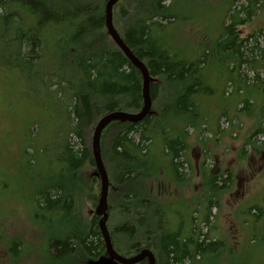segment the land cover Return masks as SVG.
<instances>
[{
    "label": "trees",
    "instance_id": "trees-1",
    "mask_svg": "<svg viewBox=\"0 0 264 264\" xmlns=\"http://www.w3.org/2000/svg\"><path fill=\"white\" fill-rule=\"evenodd\" d=\"M107 1L0 0V70L17 74L25 86V96L41 106L43 112L51 114L56 126L62 129V135L53 143L51 156L59 159L60 173L49 176L41 189L36 190L34 202L40 210L59 215L72 227L79 212L78 203L86 197L95 206L101 194V180L95 175L96 163L87 143L88 129L109 113H139L144 107L142 76L107 33ZM177 1L124 0L125 4L117 9L116 24L122 39L154 79L150 94L155 113L136 123L113 122L102 134V158L111 194L117 192L115 210L126 216L125 221L131 219L110 229L109 209L108 226L112 244L117 243L121 248L119 254L125 257L148 249L154 254L156 264L188 261L214 264L224 243L210 238L207 231L203 234V227L195 226L206 224L208 216L205 221L193 217L188 231L178 230L184 219H179L177 229L169 224V212L174 211L169 206L164 205L152 218L145 219L148 212L140 205L142 195L137 186L131 187L143 180L139 177L142 171H155L145 167L152 154L168 159L174 172L181 168L180 160L186 149L183 132L187 134V131L177 132L178 123L183 121L191 127L198 124L194 121L200 116L199 99L213 93L216 83V78L208 73L212 49L201 48L200 55L191 51L189 54L173 45V33L169 34L168 28L180 19ZM258 3V0H229L218 40L223 52L217 58L227 64L229 73L238 72L240 80L246 84L252 82L257 88L264 83V45L259 41L262 37L250 34L242 38L237 27L255 18L261 8ZM263 32L260 30L259 34ZM178 38L181 41L182 35ZM227 81L231 85L232 78ZM244 101L239 113L252 117L256 104H251L252 99ZM163 121L165 124L169 121V127L161 124ZM262 132L264 128L255 135ZM108 134L109 146L105 147ZM146 140L151 144L144 145ZM32 149V154L25 153L28 158L33 157L28 159L30 164L35 162V154L41 153V149ZM239 153L246 157L244 149ZM222 176L211 175L208 181L212 192L208 198V215L217 206L215 195L228 189L229 179L222 181ZM179 212L182 218L181 209ZM98 225V217L94 215L89 225L81 224L65 239L52 240V258L60 264L69 263L77 252L73 239L80 245L84 260L102 257L106 248ZM197 228L202 230L199 234L195 232ZM18 247L15 241L12 252Z\"/></svg>",
    "mask_w": 264,
    "mask_h": 264
},
{
    "label": "rangeland",
    "instance_id": "rangeland-1",
    "mask_svg": "<svg viewBox=\"0 0 264 264\" xmlns=\"http://www.w3.org/2000/svg\"><path fill=\"white\" fill-rule=\"evenodd\" d=\"M228 2L229 0H178L176 8L180 19L168 28V33H173L171 39L176 49L186 50L189 54L199 52V55L201 48L212 49L208 58V73L211 78H216L213 93L199 99L200 116L194 121L198 124L191 127L183 121L178 123L180 126L177 132L187 131V134H183L189 147V153L185 157L190 162V176L184 184L179 181L174 186V193L181 201L178 206L182 207L181 217L185 221L183 229L188 231L192 227V223L188 221L192 210L193 217L199 221H205L208 216L206 224H195L203 227V231L197 228L195 232L199 234L202 231L205 234L207 231L210 238L224 243L222 253L213 260L214 264H264V171L260 167L264 165L260 159L264 154V132L255 135L260 128H264V83L258 88L250 84L252 82L246 84L239 79L238 72L229 73L226 70L227 64L217 59L223 52L218 40ZM258 2V7L261 8L257 10L255 18L244 26L237 27V30L242 38L257 34L262 37L259 41L264 45V32L259 34L260 30L264 31V0ZM124 4V0H120L114 7V25L118 32L120 29L116 24V13ZM181 35L179 41L178 37ZM15 75L17 74L0 70V264H60V261L52 258L54 248H51L50 243L55 239H65L81 224L89 225L97 203L94 206L84 197L83 202L78 203L79 212L76 213L73 227L59 215L40 210L35 204L36 190L41 189L49 176L60 173L59 159L56 155L55 159L51 156L54 152L53 143L62 135V129L56 126L51 114L43 112L41 106L25 96V86L18 75ZM230 77L231 85L227 81ZM153 80L151 77L150 83ZM244 100L256 104L255 115L252 117L239 113L245 106ZM154 113L153 103L150 114ZM36 121L41 124H35ZM98 122L88 129L87 143L92 154L93 135ZM168 124L169 121L165 126ZM169 129L176 132L175 127ZM108 138L109 134L104 139L105 147L109 146ZM150 144L149 140L144 143ZM32 148L41 149V153L35 154V162L30 164L28 159L33 157L28 158L25 153L27 151L32 154ZM243 149L246 152L244 159L239 156ZM205 159L207 168L201 166ZM167 160L164 159V162ZM212 169L214 173L210 171ZM200 172L203 175L206 173L207 178L202 177ZM184 174L187 175V172H182V178ZM211 175H223L222 181L225 178L229 181L226 182L228 189L215 195L217 206L211 208V214L208 215V198L212 194L208 181L211 180ZM132 186H137L142 195L140 205L146 206L143 201L147 202L149 195L144 193L147 190L144 180L138 184L134 182ZM111 190L108 202L112 218L109 226L113 229L124 223L126 216L115 210L117 192L112 195ZM234 203L235 205H231ZM173 214L169 212V215ZM170 218L169 224L177 226L179 217ZM73 240L77 252L67 264H97V261L110 260L105 249L102 257L84 260L80 245L77 240ZM15 241L19 243V247L12 252L10 248H13ZM115 244L117 245L113 242L115 249L119 251L121 248ZM186 264H190V261Z\"/></svg>",
    "mask_w": 264,
    "mask_h": 264
},
{
    "label": "water",
    "instance_id": "water-1",
    "mask_svg": "<svg viewBox=\"0 0 264 264\" xmlns=\"http://www.w3.org/2000/svg\"><path fill=\"white\" fill-rule=\"evenodd\" d=\"M119 0H110L107 4V28L112 36L115 43L118 47L124 52V54L128 57V59L136 66L142 73L145 79V85L143 88V98H144V108L141 113L134 114L128 112H114L105 115L97 124L94 135H93V154L97 164V175L100 176L102 182L101 188V197L99 200V204L95 210V214L100 217L99 226L101 232L103 234L106 248L108 251V255L110 257L109 261L105 262H98L97 264H131L132 260H126L120 255H118L112 245L111 236L109 234L107 228V221H108V189H109V181H108V174L105 168V165L102 160V153H101V136L104 129L114 121H121V122H130L136 123L142 121L145 117H147L152 108V98L150 94V87L148 85V78H147V68L140 62L134 55L133 52L127 47L125 42L122 41L118 33L115 32V29L112 26V8ZM144 253L137 258L140 260L143 257ZM146 255L150 258L151 264H154V257L148 251ZM115 262V263H114Z\"/></svg>",
    "mask_w": 264,
    "mask_h": 264
},
{
    "label": "flooded vegetation",
    "instance_id": "flooded-vegetation-1",
    "mask_svg": "<svg viewBox=\"0 0 264 264\" xmlns=\"http://www.w3.org/2000/svg\"><path fill=\"white\" fill-rule=\"evenodd\" d=\"M189 147L186 143V149L183 150V154H182V158H181V168H178L176 171H173V168L171 166V164L169 163V160L164 162V159L162 157H159L155 154H152L151 160L149 161L148 164H146L145 167L149 169L151 168H155V171L151 172V173H147L146 170L142 171L140 173V176H142L147 190L145 191L146 195H149V200L147 202L143 201V203H146V206L143 205V208L145 211L148 212V215H145V219H149L152 218V216L156 213V210L159 208H163V206L165 205L166 207L169 206L168 208H172L174 209L173 211V215L172 216H178L179 217V210L182 207H179L178 204L181 203V201H179L174 193V189L176 187L177 184H179V181H183V184L185 182H187L188 178H189V174H190V165H189V161L188 159H186L187 154L189 153ZM192 157H194V154L191 155ZM261 156V155H260ZM157 157H159L160 159H158ZM173 157L171 156L170 159H172ZM260 158V157H259ZM258 158V160H259ZM262 160V163H264V154L261 156L260 158ZM206 160L205 159L202 163L201 166L203 168L207 167L206 164ZM251 161H253V159H250ZM261 168H263L264 171V165L260 166ZM182 169V170H181ZM187 172V175H183L182 179H179V173L180 172ZM212 173H214V170H210ZM202 177L203 172L201 173ZM252 177V176H250ZM175 186V187H174ZM242 186L239 185L238 189H240ZM243 189V188H242ZM244 189H245V185H244ZM155 190V191H154ZM169 190H172L173 192H169ZM241 192H243L241 190ZM240 192L238 191L237 194H239ZM231 205H235L231 204ZM216 207V206H215ZM156 216V215H155ZM179 219H183L180 218ZM193 220V214H192V210H191V214L190 217L188 219V221ZM131 219H127L125 222H130ZM183 223V224H182ZM179 226L180 228H178V226L176 227V229L178 228V230H183L184 228V221L182 222ZM2 239H0L1 242ZM10 250L12 251V247L10 248ZM120 251V250H119ZM118 251V253H119ZM121 255V254H120ZM158 264V262H157Z\"/></svg>",
    "mask_w": 264,
    "mask_h": 264
},
{
    "label": "bare ground",
    "instance_id": "bare-ground-1",
    "mask_svg": "<svg viewBox=\"0 0 264 264\" xmlns=\"http://www.w3.org/2000/svg\"><path fill=\"white\" fill-rule=\"evenodd\" d=\"M110 0H108L107 1V3H106V14H105V25H106V30H107V33H108V35L110 36V38L112 39V41L115 43V41L113 40V38H112V36L110 35V33H109V31H108V28H107V4H108V2H109ZM120 2V0L113 6V8H112V20H111V22H112V26H113V28L115 29V32L116 33H118V35L120 36V38L122 39V37H121V35H120V33L118 32V30L116 29V27H115V25H114V7L118 4ZM122 41L124 42V40L122 39ZM116 44V43H115ZM116 46L118 47V45L116 44ZM128 47V46H127ZM119 48V47H118ZM129 48V47H128ZM130 49V48H129ZM119 50L124 54V52L119 48ZM131 50V49H130ZM132 51V50H131ZM125 55V54H124ZM133 55L136 57V55L133 53ZM125 57L128 59V57L125 55ZM137 58V57H136ZM138 59V58H137ZM129 60V59H128ZM139 60V59H138ZM140 61V60H139ZM129 62L133 65V63L129 60ZM140 62H142V61H140ZM143 63V62H142ZM143 65L146 67V65L143 63ZM134 66V65H133ZM139 72H140V74H141V76H142V79H143V88H144V85H145V79H144V76L142 75V73H141V71L136 67V66H134ZM147 68V67H146ZM147 78H148V85H149V87H150V74H149V70H148V68H147ZM152 105H153V102H152ZM144 108V107H143ZM152 109V108H151ZM143 110V109H142ZM117 112H120V111H117ZM142 112V111H141ZM141 112H139V113H141ZM112 113H114V112H112ZM129 113V112H128ZM139 113H134V114H139ZM110 114V113H109ZM103 118V117H102ZM101 118V119H102ZM146 118V117H145ZM114 122H117V121H114ZM99 123V122H98ZM111 123H113V122H111ZM110 123V124H111ZM109 124V125H110ZM108 125V126H109ZM107 126V127H108ZM106 127V128H107ZM105 128V129H106ZM96 129V128H95ZM105 129H104V131H105ZM103 131V132H104ZM95 132V131H94ZM103 134V133H102ZM102 153V152H101ZM93 157H94V154H93ZM94 159H95V157H94ZM102 160H103V158H102ZM95 163H96V160H95ZM103 163H104V161H103ZM105 165V164H104ZM96 167H97V164H96ZM106 168V167H105ZM100 228V227H99ZM100 232H101V229H100ZM101 234H102V232H101ZM102 236H103V234H102ZM111 238V237H110ZM103 240H104V237H103ZM104 242H105V240H104ZM113 245V244H112ZM105 248H106V244H105ZM113 248H114V246H113ZM115 250V249H114ZM148 251L153 255V257H154V264H156V261H155V256H154V254L150 251V250H148V249H144V250H142L140 253H138L137 255H135V256H133V257H125V256H122V255H120L119 253H117L116 251V253L118 254V255H120L121 257H123L124 259H126V260H132V263L131 264H140L141 262H143V261H145V260H147L148 261V264H151V262H150V258L146 255V253H148ZM106 252H107V254H108V251H107V248H106ZM144 253V255H143V257L140 259V260H137V258L138 257H140L142 254ZM109 256V255H108Z\"/></svg>",
    "mask_w": 264,
    "mask_h": 264
}]
</instances>
